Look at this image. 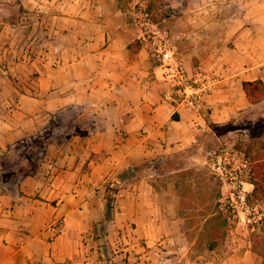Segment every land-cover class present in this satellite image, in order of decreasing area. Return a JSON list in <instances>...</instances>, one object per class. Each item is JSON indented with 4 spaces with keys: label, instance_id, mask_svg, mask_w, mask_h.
<instances>
[{
    "label": "crops",
    "instance_id": "1",
    "mask_svg": "<svg viewBox=\"0 0 264 264\" xmlns=\"http://www.w3.org/2000/svg\"><path fill=\"white\" fill-rule=\"evenodd\" d=\"M184 16L178 55L220 78L199 112L165 99L121 0H0V161L37 156L0 168V264H264L247 233L197 250L187 185L157 182L212 122L264 110L243 89L264 82V10Z\"/></svg>",
    "mask_w": 264,
    "mask_h": 264
},
{
    "label": "rangeland",
    "instance_id": "2",
    "mask_svg": "<svg viewBox=\"0 0 264 264\" xmlns=\"http://www.w3.org/2000/svg\"><path fill=\"white\" fill-rule=\"evenodd\" d=\"M235 1L231 3V0H121V3L128 10L133 24L143 31L148 42L152 41L154 29L166 30L176 52L185 57L183 54L184 44L180 42L179 37H174L173 30L182 29L179 34L183 35L185 39H188L189 34L193 33L191 30V32L185 30L188 28L185 26L187 22H180L179 27H175L177 19L185 17L186 12L193 13L205 9L206 12L210 9H217L229 15L234 10L247 12L264 10V0ZM249 19L245 20L248 24H250ZM154 25L157 28H154ZM210 75L217 78L219 84L220 78L217 75L213 76L212 73ZM263 112L264 110L258 112L250 107L249 113L237 115L224 123L212 122L211 134H206L200 138L196 145L185 151L177 152L170 158L166 167L178 170L176 176L165 171L162 164L157 165L164 174L158 177V183L164 184L173 179L183 180V184L187 185L186 199L183 201L181 212L195 220L193 231L198 234L195 246L199 251L215 243L221 245L225 242V236L239 232L248 234L253 249L262 257L264 242L254 244L253 237L254 234L264 236V199H248L247 196L250 192L247 190L248 186H245V192L242 194L245 196L244 198L237 194L236 198L232 200V205L226 201L220 205L222 192L227 189L213 172L209 150L211 148L242 150L250 159L252 166L254 158L264 155V118L258 117ZM247 118L251 119L247 120ZM30 141L29 145L34 143V145L38 144L43 147L39 140ZM26 150L27 148L22 147L13 150V156L10 159L0 161L2 164L0 168H16V171H12L15 173L11 175L22 177L31 169L33 163L37 162V156L33 154L31 155V164H24ZM41 156L43 153L39 157ZM177 174H180L181 178H178Z\"/></svg>",
    "mask_w": 264,
    "mask_h": 264
},
{
    "label": "built area",
    "instance_id": "3",
    "mask_svg": "<svg viewBox=\"0 0 264 264\" xmlns=\"http://www.w3.org/2000/svg\"><path fill=\"white\" fill-rule=\"evenodd\" d=\"M154 28L157 26L154 25ZM151 45L152 56L158 68L157 76L166 86L165 99L199 112L215 91L217 78L201 68L190 71L186 61L176 52L166 30L154 29ZM209 155L216 178L227 189L222 192L220 205L225 201L232 205L237 194L244 198L242 194L245 192V185L250 183L251 171V161L246 153L235 148H211Z\"/></svg>",
    "mask_w": 264,
    "mask_h": 264
},
{
    "label": "trees",
    "instance_id": "4",
    "mask_svg": "<svg viewBox=\"0 0 264 264\" xmlns=\"http://www.w3.org/2000/svg\"><path fill=\"white\" fill-rule=\"evenodd\" d=\"M243 89L251 103L260 102L264 96V82L262 79L244 81ZM249 182L253 184V189L248 194L247 198L255 200L264 199V155L253 159ZM111 203L112 201L110 200L109 205L113 206V203ZM262 241L264 242V236L254 234V244ZM261 255L264 257V252H262Z\"/></svg>",
    "mask_w": 264,
    "mask_h": 264
}]
</instances>
